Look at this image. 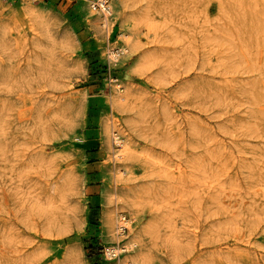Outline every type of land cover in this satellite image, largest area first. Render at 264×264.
Segmentation results:
<instances>
[{"label": "rangeland", "instance_id": "1", "mask_svg": "<svg viewBox=\"0 0 264 264\" xmlns=\"http://www.w3.org/2000/svg\"><path fill=\"white\" fill-rule=\"evenodd\" d=\"M111 8L0 0V264H264V0Z\"/></svg>", "mask_w": 264, "mask_h": 264}, {"label": "bare ground", "instance_id": "2", "mask_svg": "<svg viewBox=\"0 0 264 264\" xmlns=\"http://www.w3.org/2000/svg\"><path fill=\"white\" fill-rule=\"evenodd\" d=\"M86 2H87V4H88V1H91V0H85ZM88 10L90 11V14L91 15H96L97 14V16H98V19L100 18V20H101V24H103V25H105L106 26V28L108 27L107 25H108V22L110 21V19H111V17H112V15H113V13H112V8H111V0L109 1V4H108V6H107V12H106V15L109 13V14H111V17L108 19L109 21H103V19L100 17V15L97 13V12H95L94 10H92L91 8H89L88 7ZM125 23V22H124ZM104 26V27H105ZM121 36H123L124 38H128V35L126 34V33H122L121 34ZM129 41V40H128ZM127 50V48L126 47H121L117 52H114L112 49L110 50V52H111V57H113L114 59H117V56L119 55V54H121V53H123V52H125ZM113 98V102L114 103H119L121 100H123L124 99V96L123 95H119V94H117V95H115L114 97H112ZM114 141L115 142H117V145H122L124 148H122L121 150H120V152L118 153V157L119 158H122L123 157V155H125L126 154V150L128 149V147H127V145L126 146H124L123 145V140L122 141H119V136L117 135V134H114ZM120 138H122V137H120ZM118 158V159H119ZM120 170V169H119ZM121 174H125L126 173V170L125 169H122L121 170V172H120ZM120 199V201L121 202H127V203H129V204H132V197L131 196H122V197H119ZM134 201V200H133ZM124 204V203H123ZM128 205V204H127ZM121 207V206H120ZM122 208V207H121ZM118 209V208H117ZM117 209H114V211L113 212H111L110 213V218H109V222H110V226L112 225V218H113V215L117 212V214L119 213L118 211H117ZM116 214V215H117ZM121 218H122V216L123 215H119ZM116 221H115V223L117 222H119V220L118 219H115ZM116 223V224H117ZM121 223L122 224H124V225H126L127 227H129V219H127V220H125V219H122V221H121ZM133 239V238H132ZM127 247H135L136 246V244H135V242L134 241H129V242H127V245H126ZM114 251H116V250H118L117 248H115V246H114ZM125 250H126V248H125ZM122 252H124V250H122ZM117 253H119L118 251H117ZM121 253V252H120ZM119 253V254H120ZM132 261H134V258H132ZM128 264H132L131 262H129Z\"/></svg>", "mask_w": 264, "mask_h": 264}, {"label": "built area", "instance_id": "3", "mask_svg": "<svg viewBox=\"0 0 264 264\" xmlns=\"http://www.w3.org/2000/svg\"><path fill=\"white\" fill-rule=\"evenodd\" d=\"M110 0H91L88 1L87 6L97 12L100 17L103 19V21H109L108 19L111 17V14H107V6L109 4ZM106 11V12H105ZM122 219L127 220V217L125 215L122 216V218H118L119 222L116 225V231L118 235H124L126 231L128 230V227L121 223ZM117 248V247H115ZM119 250V248H117ZM114 247H105L103 252L105 255V258L111 259L113 257H116L118 255L117 250L114 251ZM123 250V249H122Z\"/></svg>", "mask_w": 264, "mask_h": 264}]
</instances>
